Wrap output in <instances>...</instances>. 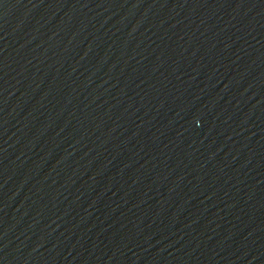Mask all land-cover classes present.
<instances>
[{"label":"water","instance_id":"95a60500","mask_svg":"<svg viewBox=\"0 0 264 264\" xmlns=\"http://www.w3.org/2000/svg\"><path fill=\"white\" fill-rule=\"evenodd\" d=\"M0 264H264V0H0Z\"/></svg>","mask_w":264,"mask_h":264}]
</instances>
